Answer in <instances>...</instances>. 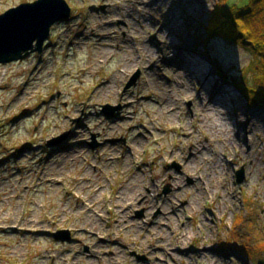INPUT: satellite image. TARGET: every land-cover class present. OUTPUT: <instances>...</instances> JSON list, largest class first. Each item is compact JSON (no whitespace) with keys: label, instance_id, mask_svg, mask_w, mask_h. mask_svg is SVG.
Here are the masks:
<instances>
[{"label":"rangeland","instance_id":"rangeland-1","mask_svg":"<svg viewBox=\"0 0 264 264\" xmlns=\"http://www.w3.org/2000/svg\"><path fill=\"white\" fill-rule=\"evenodd\" d=\"M36 1L0 0V17ZM65 1L71 17L52 27L42 54L0 65V215L45 222L37 230L0 224V264H173L170 254L181 259L176 264L264 259L256 244L251 251L241 243L252 228L264 236V107L249 106L237 87L252 78L248 51L208 39L204 24L221 1ZM160 31L170 33L174 45L153 62L162 81L147 88L153 64L136 63L142 46L165 43ZM184 44L214 74L212 81L205 83L187 63L180 66ZM130 57L131 68L125 66ZM178 68L191 90L167 95ZM217 85L227 92L218 101L222 116L213 117L219 128L233 124L229 141L212 132L199 106L202 88L213 93ZM218 159L226 188L206 181L204 170ZM132 184L145 195L151 190V211L144 198L130 210L119 207ZM225 189L232 198L226 205L220 198ZM95 196L101 202L93 201L90 219L80 203ZM123 212L133 223L126 233L117 231ZM187 232L193 234L187 256H180L178 240ZM154 235L165 239L166 246H158L168 251L153 253Z\"/></svg>","mask_w":264,"mask_h":264},{"label":"bare ground","instance_id":"bare-ground-1","mask_svg":"<svg viewBox=\"0 0 264 264\" xmlns=\"http://www.w3.org/2000/svg\"><path fill=\"white\" fill-rule=\"evenodd\" d=\"M202 1L203 0H199V2H202ZM176 24H177V22H176ZM158 35L165 37V43H163L161 46H158L157 49H153V48H151L149 46H146V45L142 46V50L143 51L140 50V52L142 51V58H141V60H138V63H136L140 67L145 66V65L148 66L150 64L151 65L153 64L152 66H150V71L153 72V73L148 75L149 79H148V82L146 83V87L147 88H149V84H151V83L152 84H157L159 81H162V79L158 78L160 75L158 74V71H157L158 70L157 69V65L155 67H154V65L156 64L157 58L160 59L162 56H168V54L171 53V51H169L170 47L168 48V46H173L174 45L173 41L171 40L172 36H171L170 33L167 34L166 32L160 31ZM166 45H168V46H166ZM190 48L191 47L189 46V44H184L182 46V50L180 52L178 51V57L182 58L181 63L183 62V60L185 62L184 64H182L180 66L184 67V65L187 63L189 66L193 67V69L196 70L198 72V74H200V76L203 78L205 83H207L209 81H212L214 79V74L212 72H209L208 69H206V67L203 65V63H202L200 58H195L194 57V55L189 51ZM133 63H134V60H133L132 57H130L128 60H126L125 66L131 68L133 66ZM172 72H174L176 80L174 81V84L170 88H164V90L166 89V91L168 92L167 95L175 93L178 89H179V91L184 90V89L190 91L192 83H191V81L185 80V79L182 78L183 75L181 73H183V69H179V68L178 69H174ZM153 77L156 80L155 79L153 80L152 79ZM118 79L119 78L117 77V80ZM205 83H204V86H205ZM226 92L227 91L225 89H223L221 86H218V85L216 87L215 92H213V93L209 92L205 88H202V91L198 94V101H199V106H200V108L202 110V116L204 118L206 117L204 120L206 121L207 118H209V125H210V127L212 129V132H216V135L225 134L227 137L225 138L224 135H223V137L226 140L229 141V139L230 140L234 139V136L232 135V131H233L232 130V126H233V124H231L230 122H228V123L222 122V124H221V126L219 128L218 125H217V121L213 117V116H215V117L216 116H222V113L219 110L220 105H219L218 101L221 100V97H224V94H226ZM125 102L126 101H124L123 104ZM129 104L126 103V106H128ZM159 105H162V103H159ZM173 105H175V103ZM224 109H226V108H224ZM226 111H227V109H226ZM172 114L176 115V111L173 110ZM218 118L221 119L220 117H218ZM250 125H251V123H250ZM237 136H239V135L235 134V137H237ZM239 140L242 141V137L239 138ZM139 144H141L140 141H139ZM199 155H200L199 153H195V156H199ZM195 156H194V158H195ZM223 162L224 161H222L221 159H218L217 161H214V162L211 161L209 166H207L206 169L204 170V173H206L205 175L208 176V179L206 180L207 182H211L212 180H216V185H225V188H226L227 180L224 178V175H223V169H222ZM218 170L220 171L219 173H218ZM193 172L194 173L196 172V174L198 175V173L200 171L194 170ZM142 174L145 175V172L142 171ZM138 177H139V175H136V178H138ZM174 179H175L174 184L177 185V183H179L180 179L178 177H176ZM152 180H153L154 183H158V181L160 179H159V176L158 177L154 176L152 178ZM195 181L196 182H200L199 179H195ZM154 187H156L155 184H153V186H151V189L154 188ZM101 188L97 190V193L100 194V196H102V193L100 192ZM138 188L139 187H135V185L132 184V185H129L128 188L125 189V191L128 190L129 192H131L130 193V197H126V200H125L124 204L121 205V206L119 205L120 208H123V209H126V210L132 209L136 205V202L138 201V198H144V201H142L143 205H149V204L155 205V204H153L154 201L150 202L151 201L150 198H152L151 190H148V192H150V193L148 195H145L143 193H139ZM183 189L184 188H179L178 191H181ZM216 189H217V186H214V191ZM132 190H133V192H132ZM134 190H135V192H134ZM214 191L213 190H209V193H207L208 195L212 196V198L210 200L211 202H212V200H214L215 195H211L210 192H214ZM120 195H121V193H120ZM100 196H95L92 200L91 199H87L86 201L82 200L84 203H80L81 207L79 208V211L82 210L83 212H85V211L89 212L90 219H92L93 216H91V214H92L91 210H93V208H94L93 201L100 203L101 202L100 201ZM220 198L223 200V204L224 205L228 204L229 201H231V199H232L231 196H230V193H228V191L226 189H225L224 196H221ZM231 203H233L235 205V201L231 202ZM117 204H119V199H118ZM149 208H151L150 205L146 207L147 212L151 211ZM109 212L111 213V209L108 210V214H110ZM97 214H98V218L100 220H102V221L106 218V215H104L102 212L101 213H97ZM64 218H65V216H64ZM66 221H65V219L62 220V222H66ZM211 222H212V224L215 223L214 219H212ZM44 223L45 222H43L42 225H39V221H36V222H33V221L24 222L22 219H19V218H16V217L8 218V217H5L3 215H0V224H10V226H22L23 227L25 224H27V225H25V227H29L32 230H37V229H44L45 228L43 226ZM118 223H120L122 225H119L117 227V231H119V232L120 231H124L125 233H126V231H129V229L131 228L130 227L131 224H133L131 221H127L126 220V216H125L124 212H123L122 217H120ZM107 227H108V225H107ZM189 235L192 236L193 234H191V233L189 234L187 232L186 234H183L180 237V239L178 240L179 241L178 244L181 246V248H180V251H178L177 253L180 254V256H182V255L187 256L186 255V253L188 251L187 250V243L191 239V236H189ZM193 239H195V238L193 237ZM150 241H151V247L155 246V249H152L154 254L156 253V251H159V252H164L165 250L168 251V248L165 247L164 250H163V248H160L158 246V245L166 246L164 244L165 239L163 237H158V235L150 236ZM202 250L203 249H201V250H199L197 252L201 253ZM183 251H185V252H183ZM203 255H205V254H203ZM170 256H172V260H175V261L181 260V259H179V257L173 256L172 254H170ZM198 256L200 258L201 254L198 255ZM175 261H173L172 263L176 264ZM210 263L211 264H215L214 259H212L210 261Z\"/></svg>","mask_w":264,"mask_h":264},{"label":"trees","instance_id":"trees-1","mask_svg":"<svg viewBox=\"0 0 264 264\" xmlns=\"http://www.w3.org/2000/svg\"><path fill=\"white\" fill-rule=\"evenodd\" d=\"M220 1L212 10L207 24H204L208 39H222L241 45L248 51L253 58L252 78L249 80L245 76L237 87L248 99L249 106L264 107V0H245L243 4ZM250 230L249 236L241 243H246L250 249L256 244L263 252L264 236L255 233V228ZM236 240L239 241V238Z\"/></svg>","mask_w":264,"mask_h":264},{"label":"water","instance_id":"water-1","mask_svg":"<svg viewBox=\"0 0 264 264\" xmlns=\"http://www.w3.org/2000/svg\"><path fill=\"white\" fill-rule=\"evenodd\" d=\"M70 17L65 0H37L8 10L0 17V65L24 61L33 53L42 54L52 27ZM237 177L241 184L244 172H238ZM257 264H264V259L257 260Z\"/></svg>","mask_w":264,"mask_h":264}]
</instances>
